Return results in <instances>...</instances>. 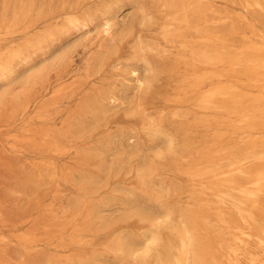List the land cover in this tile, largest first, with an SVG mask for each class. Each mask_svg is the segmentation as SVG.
Wrapping results in <instances>:
<instances>
[{
    "label": "rangeland",
    "instance_id": "obj_1",
    "mask_svg": "<svg viewBox=\"0 0 264 264\" xmlns=\"http://www.w3.org/2000/svg\"><path fill=\"white\" fill-rule=\"evenodd\" d=\"M135 1L117 12L127 0L88 1L90 11L112 6L110 30L78 27L61 51L52 41L29 51L46 24L0 41V60L10 63L0 78V264H171L178 256L174 231L202 186L185 172L211 141L213 130L198 122L214 115L179 99L176 48L141 27L163 11ZM234 1L217 5L222 23L243 16ZM132 33L157 48L146 50V67ZM115 51L119 63L87 81L90 59Z\"/></svg>",
    "mask_w": 264,
    "mask_h": 264
},
{
    "label": "bare ground",
    "instance_id": "obj_2",
    "mask_svg": "<svg viewBox=\"0 0 264 264\" xmlns=\"http://www.w3.org/2000/svg\"><path fill=\"white\" fill-rule=\"evenodd\" d=\"M88 1L0 0V41L32 35L39 24H46L38 43L28 40L29 51L33 55L50 41L58 42L54 52L61 51L71 31L96 22V28L107 32L115 13L136 3H117L112 14V6L101 2L88 10ZM220 2L230 0H155L163 11L161 21L150 17L141 25L154 26L159 40L176 48L173 73L179 79V99L194 100L202 116L214 115L198 122L213 133L206 152L185 172L202 186L191 192L194 210L184 214L183 226L174 231L178 256L171 264H264V0L234 1L243 16L229 23L221 22L225 16L218 11ZM135 33L130 36L145 54L146 67V50L157 48ZM116 52L90 59L83 70L85 79L118 64L121 57ZM9 64L0 60V78L9 72ZM67 77L68 73L60 79ZM5 238L0 234V245Z\"/></svg>",
    "mask_w": 264,
    "mask_h": 264
}]
</instances>
